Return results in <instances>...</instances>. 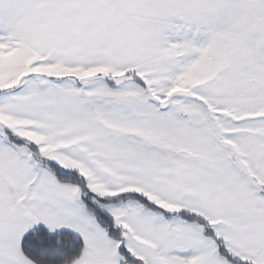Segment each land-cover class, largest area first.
I'll list each match as a JSON object with an SVG mask.
<instances>
[{
	"label": "snow or ice",
	"instance_id": "6c2138e0",
	"mask_svg": "<svg viewBox=\"0 0 264 264\" xmlns=\"http://www.w3.org/2000/svg\"><path fill=\"white\" fill-rule=\"evenodd\" d=\"M0 264H264V0H0Z\"/></svg>",
	"mask_w": 264,
	"mask_h": 264
}]
</instances>
